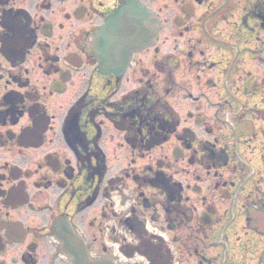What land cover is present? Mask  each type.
Masks as SVG:
<instances>
[{"label":"flooded vegetation","instance_id":"1","mask_svg":"<svg viewBox=\"0 0 264 264\" xmlns=\"http://www.w3.org/2000/svg\"><path fill=\"white\" fill-rule=\"evenodd\" d=\"M125 1L0 0V264H74L62 215L92 261L264 264V0H140L111 70Z\"/></svg>","mask_w":264,"mask_h":264},{"label":"water","instance_id":"2","mask_svg":"<svg viewBox=\"0 0 264 264\" xmlns=\"http://www.w3.org/2000/svg\"><path fill=\"white\" fill-rule=\"evenodd\" d=\"M155 24L156 20L143 4L128 0L115 14L106 19L102 28L93 36L91 46L105 65H114L111 70L122 69L128 62L130 53L147 45L153 38ZM54 229L63 244L72 237L69 234L71 228L64 219L58 220ZM68 253L75 257V264L91 262L88 255L84 261V256H81L84 255V250L79 246Z\"/></svg>","mask_w":264,"mask_h":264},{"label":"rangeland","instance_id":"3","mask_svg":"<svg viewBox=\"0 0 264 264\" xmlns=\"http://www.w3.org/2000/svg\"><path fill=\"white\" fill-rule=\"evenodd\" d=\"M134 85H136V83H135ZM233 204H234L233 201H231V202L228 203L226 206L231 210L232 207H234ZM241 205H242V193H241V196H240V198H239V200H238V202H237L236 214L239 213L240 208H241ZM227 217H231V215H227ZM234 223H236V220H235ZM232 226H233V225H231V227H232Z\"/></svg>","mask_w":264,"mask_h":264}]
</instances>
